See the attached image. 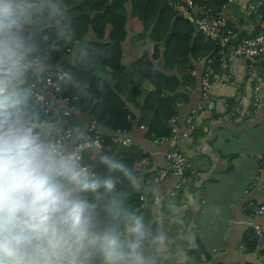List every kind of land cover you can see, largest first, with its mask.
Returning a JSON list of instances; mask_svg holds the SVG:
<instances>
[{
    "label": "clouds",
    "instance_id": "1",
    "mask_svg": "<svg viewBox=\"0 0 264 264\" xmlns=\"http://www.w3.org/2000/svg\"><path fill=\"white\" fill-rule=\"evenodd\" d=\"M77 35L66 0H0V264H177L180 209L59 102L95 96Z\"/></svg>",
    "mask_w": 264,
    "mask_h": 264
},
{
    "label": "crops",
    "instance_id": "2",
    "mask_svg": "<svg viewBox=\"0 0 264 264\" xmlns=\"http://www.w3.org/2000/svg\"><path fill=\"white\" fill-rule=\"evenodd\" d=\"M258 1L229 0L226 4L223 16L232 21L235 38L262 31L261 20L247 8ZM90 36L91 33L85 38ZM127 43L136 68L142 55V42L131 45L128 40ZM255 61L236 57L220 64L219 77L213 80L211 89L215 106L197 117L192 135H186V119L200 98L199 82L185 88L189 100L177 106L174 133L169 141L147 139L145 125H138L137 121L120 136L125 144L150 154L155 176L165 168L164 152L171 144L193 163L189 180L181 190H175L176 179L172 175L159 178L157 185L165 205L171 201L180 209L181 222L169 224L173 237L177 230L192 237L190 242H180L177 264H264L260 258L261 246L251 251L246 244L247 235L252 233L247 223L253 221L264 226V216L251 215L253 207L264 203V166L259 161V156H264V81L259 92L261 104L253 110L254 86L247 75L249 64ZM205 64L209 65V60L197 64V78ZM125 94L131 111L139 115L140 107ZM225 102L250 114L229 119ZM76 113L81 120L90 122V115Z\"/></svg>",
    "mask_w": 264,
    "mask_h": 264
},
{
    "label": "trees",
    "instance_id": "3",
    "mask_svg": "<svg viewBox=\"0 0 264 264\" xmlns=\"http://www.w3.org/2000/svg\"><path fill=\"white\" fill-rule=\"evenodd\" d=\"M66 2L78 33L74 44L90 33L92 38L89 39L93 40L84 47L92 53L91 72L69 62V58L75 56L71 49L59 58L60 64L72 67L79 75L92 80L94 98L76 111L96 117L106 133L100 147H109L108 150L116 152L130 166H134L148 185L157 186L159 176H155L152 170L150 154L132 144L114 141L112 135L121 136L130 131L137 121L138 125H145V136L149 140L173 136L177 106L189 100L185 88L193 87L197 82L200 84L209 67L214 73L220 72L222 54L219 41L204 36L201 31L194 35L195 22L192 18L212 17L220 32L224 35L227 31L233 33L232 21L223 16L229 0ZM261 10V21L264 22V5H261ZM219 16H223V22L218 19ZM128 40L131 45L138 42L143 45L136 68L132 64ZM208 60L211 63L205 64L197 78V64ZM98 78L102 87L97 89ZM125 91L134 99V105L140 107L139 115L131 111ZM65 97L70 99L68 107L72 106L71 93ZM75 115L79 118L76 112ZM143 195L147 193L132 192L130 200L141 204ZM144 210L148 211L146 207ZM246 244L251 251L257 249L253 233L247 235Z\"/></svg>",
    "mask_w": 264,
    "mask_h": 264
},
{
    "label": "built area",
    "instance_id": "4",
    "mask_svg": "<svg viewBox=\"0 0 264 264\" xmlns=\"http://www.w3.org/2000/svg\"><path fill=\"white\" fill-rule=\"evenodd\" d=\"M261 5H264V0H259L256 3H251L247 5V8L250 12L254 13L259 19H262V10ZM181 7V6H179ZM182 8V7H181ZM184 9V8H183ZM209 11V10H208ZM218 19L223 22V16H219ZM197 26L198 30L206 37H210L219 41L220 43V53L222 54L221 65L227 63V61L236 58V57H253L256 61L250 63L247 69V75L251 78L253 83V110H256L260 104L261 100L259 97V92L261 85L264 81V22L260 21L263 25L262 31L259 33L251 34L244 37L235 38L231 31H227L226 35L223 32H220L218 27L215 24V19L208 16H200L197 18H192ZM211 63V60H209ZM219 75L214 73L211 68L207 69L206 74L200 80V98L196 105L191 109L190 114L188 115L187 130L186 135L190 136L196 129V119L204 110H211L215 106V99L212 95L211 89L213 80L217 79ZM68 105L70 99L64 97L62 101ZM226 107V117L232 119L238 116H248L250 111H243L240 106L234 105L229 102H225ZM69 110L73 117H76L75 112L76 108L70 106ZM97 137L102 140L106 133L98 124L95 116L90 114V122L88 123ZM170 139V138H169ZM169 139H157L161 143L169 141ZM112 140L120 141V136L112 135ZM109 149V147H107ZM165 168L159 170L158 176L160 179L164 178L166 175H172L176 179L175 190H181L189 180V173L192 172L194 166L189 157H187L183 152L171 144L170 147L164 152ZM260 165L264 166V156H259ZM253 185H256L254 182ZM251 208V207H250ZM249 208V209H250ZM251 215L264 216V203L259 204L252 208ZM247 227L253 233V238L256 240L257 246L264 245V226L253 221L247 223ZM260 258L264 260V249L260 252Z\"/></svg>",
    "mask_w": 264,
    "mask_h": 264
},
{
    "label": "water",
    "instance_id": "5",
    "mask_svg": "<svg viewBox=\"0 0 264 264\" xmlns=\"http://www.w3.org/2000/svg\"><path fill=\"white\" fill-rule=\"evenodd\" d=\"M194 27H195L194 35H196V34L198 33L199 30H198V28H197L196 25H195ZM152 28H153V25L150 27L149 30L151 31ZM91 41H93V40H92V39H89V38H85V37H83V38H81L77 43H75L73 47H75V45H80L82 48H84V47L88 46V44H89ZM71 52H72V51H71ZM72 53L75 54L74 52H72ZM248 58L251 59L252 61H255V59H254L253 57H248ZM261 249H262V250L264 249V245L261 246Z\"/></svg>",
    "mask_w": 264,
    "mask_h": 264
}]
</instances>
